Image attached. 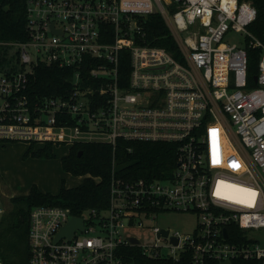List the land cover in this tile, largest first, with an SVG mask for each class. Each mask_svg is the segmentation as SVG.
<instances>
[{
  "label": "built area",
  "instance_id": "obj_1",
  "mask_svg": "<svg viewBox=\"0 0 264 264\" xmlns=\"http://www.w3.org/2000/svg\"><path fill=\"white\" fill-rule=\"evenodd\" d=\"M153 13L180 59L147 41ZM257 13L249 0H27L26 39L10 44L18 60L0 70V144L176 145L166 178L113 170L103 210L34 207L28 264H264V44L249 29ZM249 48L261 51L255 87ZM41 64L69 71L62 95L31 97ZM5 198L0 187V226ZM172 212L196 213L194 233L152 225ZM70 216L83 230L55 241ZM146 228L154 244L131 233Z\"/></svg>",
  "mask_w": 264,
  "mask_h": 264
},
{
  "label": "trees",
  "instance_id": "obj_2",
  "mask_svg": "<svg viewBox=\"0 0 264 264\" xmlns=\"http://www.w3.org/2000/svg\"><path fill=\"white\" fill-rule=\"evenodd\" d=\"M257 8V18L250 31L264 44V0H249ZM27 0H0V70L18 60L11 43L26 39ZM7 8V9H6ZM172 9L175 10L174 7ZM147 41L165 48L180 59V50L169 26L160 13H153L144 20ZM249 81L255 87L254 76L258 73L261 51L248 49ZM126 60V61H125ZM129 65V59L123 63ZM70 86L67 69L52 65H39L31 78L32 98L62 95ZM133 151L129 152L128 148ZM53 146L46 144L31 153L38 157H52ZM81 153V154H79ZM116 164L114 166L113 160ZM65 172L82 175V183L73 188L62 184L58 194L43 192L36 185L27 195L11 197L9 207L0 226V254L5 264H28L29 262V217L37 206L68 208L74 215L89 209L103 210L108 207L113 170L122 177L166 178L176 166V145L164 142L119 141L114 153L109 144L77 143L61 158ZM137 259L140 256L137 255ZM147 263H158L148 260Z\"/></svg>",
  "mask_w": 264,
  "mask_h": 264
},
{
  "label": "rangeland",
  "instance_id": "obj_3",
  "mask_svg": "<svg viewBox=\"0 0 264 264\" xmlns=\"http://www.w3.org/2000/svg\"><path fill=\"white\" fill-rule=\"evenodd\" d=\"M240 35H230L232 41H240ZM30 147L40 148L38 144L24 141L6 142L0 144V187L5 194V207H9L11 197L27 195L31 187L36 185L43 191L58 194L64 182L65 187L79 186L84 180L82 175L65 172L61 158L70 152L69 144L53 147L52 157H38L28 154ZM231 154L233 153L230 151ZM199 217L194 212L161 214L152 223L153 226L171 229L180 234L194 233ZM136 235L142 245L156 242L155 234L150 229L131 232Z\"/></svg>",
  "mask_w": 264,
  "mask_h": 264
},
{
  "label": "water",
  "instance_id": "obj_4",
  "mask_svg": "<svg viewBox=\"0 0 264 264\" xmlns=\"http://www.w3.org/2000/svg\"><path fill=\"white\" fill-rule=\"evenodd\" d=\"M255 80H257L256 76H255ZM79 154H81V153H79ZM83 228H84V222H83L82 218L76 217V216H70L68 223L61 228V230L57 234L55 241H58V240L62 239L63 237L70 240L74 236L76 229L83 230ZM163 234L167 235L168 231H163ZM133 241L136 242L135 239H133ZM173 241L176 243L178 242L177 239H173Z\"/></svg>",
  "mask_w": 264,
  "mask_h": 264
},
{
  "label": "bare ground",
  "instance_id": "obj_5",
  "mask_svg": "<svg viewBox=\"0 0 264 264\" xmlns=\"http://www.w3.org/2000/svg\"><path fill=\"white\" fill-rule=\"evenodd\" d=\"M239 190H240V192H238L237 195H238V197L240 199V198L243 197V195L245 194V192L243 190H241V189H239ZM229 194H231V192H229Z\"/></svg>",
  "mask_w": 264,
  "mask_h": 264
},
{
  "label": "crops",
  "instance_id": "obj_6",
  "mask_svg": "<svg viewBox=\"0 0 264 264\" xmlns=\"http://www.w3.org/2000/svg\"><path fill=\"white\" fill-rule=\"evenodd\" d=\"M40 189V188H39ZM41 190V189H40ZM43 191V190H42ZM43 192H47V191H43Z\"/></svg>",
  "mask_w": 264,
  "mask_h": 264
}]
</instances>
